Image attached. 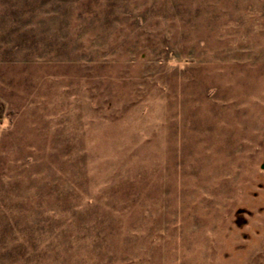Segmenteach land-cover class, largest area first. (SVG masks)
Listing matches in <instances>:
<instances>
[{"label":"rangeland","instance_id":"1","mask_svg":"<svg viewBox=\"0 0 264 264\" xmlns=\"http://www.w3.org/2000/svg\"><path fill=\"white\" fill-rule=\"evenodd\" d=\"M0 264H264V0H0Z\"/></svg>","mask_w":264,"mask_h":264}]
</instances>
